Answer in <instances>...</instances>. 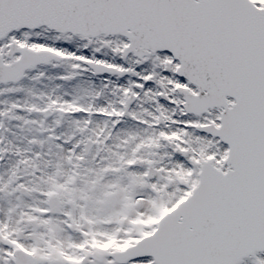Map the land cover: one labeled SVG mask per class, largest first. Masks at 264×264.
Here are the masks:
<instances>
[{
    "label": "snow or ice",
    "instance_id": "snow-or-ice-1",
    "mask_svg": "<svg viewBox=\"0 0 264 264\" xmlns=\"http://www.w3.org/2000/svg\"><path fill=\"white\" fill-rule=\"evenodd\" d=\"M5 95L0 264H264V0H0Z\"/></svg>",
    "mask_w": 264,
    "mask_h": 264
},
{
    "label": "rangeland",
    "instance_id": "rangeland-1",
    "mask_svg": "<svg viewBox=\"0 0 264 264\" xmlns=\"http://www.w3.org/2000/svg\"><path fill=\"white\" fill-rule=\"evenodd\" d=\"M77 51H78V54L96 55L98 58H103V59L109 60V62H120V60L117 57H114L111 54V52L108 50H102L101 53H99V54L92 52V51H89L88 49H83V48H78ZM45 67H47V66H45ZM86 73H88L89 76L93 77L94 79L96 77L102 79L104 82L102 84V87L105 84H108V87H109V85H110V87H113L115 85L127 86L128 82L130 80L136 79V77L133 76L131 73H125L123 75L116 74V73L115 74L112 73V74L95 75L91 71L86 72ZM105 80H107V81H105ZM16 99H17V97L14 95L0 96V100H16ZM20 99H21V101H23V97ZM3 120H6L9 124H13V123L18 124L19 121H20V124L24 123L22 120H17L15 118H13V119L4 118ZM65 127L67 128L68 125H65ZM36 135H40L38 130L35 131L33 134L25 136L24 139H17L15 141H13V136L11 135V131L9 129L7 131L5 129H3V131H2V129H0V136H3V141H0V143H2L4 146H10L13 149L12 152L7 153L3 158H0V171L7 169L10 165H12L15 162V160H16V156L14 154L15 153V146H20V147L26 146V140L28 138H30L32 136H36ZM44 135H47V133H44ZM9 141L11 142V145H9ZM257 255L260 257H264V252L258 253ZM243 264H253V258L252 257L245 258L243 260Z\"/></svg>",
    "mask_w": 264,
    "mask_h": 264
},
{
    "label": "bare ground",
    "instance_id": "bare-ground-1",
    "mask_svg": "<svg viewBox=\"0 0 264 264\" xmlns=\"http://www.w3.org/2000/svg\"><path fill=\"white\" fill-rule=\"evenodd\" d=\"M46 71L50 76L53 77L51 80H45L41 84H37V88H42L46 92H50L53 89H56V91L60 94H63L65 91L70 93L71 95H82V90L85 87H92L93 85L96 88H101L102 84L104 83L102 79L96 77L95 79L91 76H89L88 73H83L80 77H78L77 80L71 81V82H63L59 81L55 77L62 72H71L72 69L67 65L64 64L62 67L59 68H53L51 66L45 67ZM107 81V80H105ZM85 82H90L92 85L86 84ZM58 84H63L61 88H57ZM109 85V89H110ZM21 96L20 98H22ZM111 96L109 95V98ZM68 98H71L70 96ZM19 115H22L28 119H35L37 118L35 114H29L27 112L24 113H18ZM4 127L6 131L9 129L11 131V135L13 136V141L17 139H24L25 136L33 134L35 131H37L36 125H26V124H20V121L18 124H9L6 120H3ZM2 129V131H3Z\"/></svg>",
    "mask_w": 264,
    "mask_h": 264
}]
</instances>
